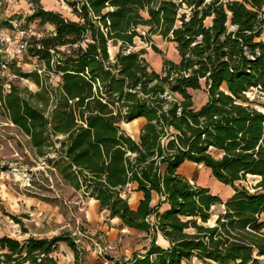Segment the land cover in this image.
I'll use <instances>...</instances> for the list:
<instances>
[{
	"label": "trees",
	"instance_id": "obj_1",
	"mask_svg": "<svg viewBox=\"0 0 264 264\" xmlns=\"http://www.w3.org/2000/svg\"><path fill=\"white\" fill-rule=\"evenodd\" d=\"M64 1L76 19L41 4L28 16L53 25L26 51L56 74L57 87L45 85L39 69L19 70L39 89L28 98L20 86L6 90L1 83L0 104L66 183L123 227L153 234L145 253L101 264H190L195 257L258 263L264 110L246 94L252 87L264 92V0ZM156 33L179 53L177 60L163 57L161 70L149 63L146 48L135 49L136 38ZM111 43L119 48L114 56ZM202 88L207 99L196 106L193 90ZM33 97L45 106L54 98L49 115ZM143 117L138 139L120 125ZM185 161L203 164L234 192L223 199L191 182L179 171ZM249 175L260 176L253 189L236 184ZM131 183L143 193L137 207L126 196ZM215 204L225 208L211 223ZM159 234L167 246L157 243ZM63 242L79 255L75 237L65 232L22 240L0 233V264H58L54 251Z\"/></svg>",
	"mask_w": 264,
	"mask_h": 264
},
{
	"label": "rangeland",
	"instance_id": "obj_2",
	"mask_svg": "<svg viewBox=\"0 0 264 264\" xmlns=\"http://www.w3.org/2000/svg\"><path fill=\"white\" fill-rule=\"evenodd\" d=\"M38 4L44 8L58 10L65 16L75 18L70 6L64 0H39ZM35 0H0V84L4 83L6 90L10 83H14L22 89L25 96L29 92L39 89V85L31 78L19 73L31 72L39 69L41 81L45 85L57 87L58 77L52 73H46L43 62L39 61L28 51H19L23 36L20 31L27 29L32 31V37L40 38L53 30L50 23L40 24L38 21L28 20V16L38 5ZM10 21V25L6 22ZM146 27L141 26L139 32L146 33ZM264 37V33H263ZM152 41V42H151ZM156 46L163 53L156 52ZM135 49L146 48L145 56L149 63L157 70L163 66V57L179 59V53L172 41L166 40L161 34H154L150 39L138 37L135 39ZM67 47H62L65 50ZM112 56L118 51V45L110 44ZM6 65V66H4ZM196 106L201 105L207 99V92L202 89L193 90ZM249 100L258 108L264 110V92L252 88L246 94ZM32 100L39 107H44L49 115L54 98L49 105L39 102V98ZM145 118L135 119L129 122H121V126L133 137L138 139ZM217 157L219 151L212 149ZM52 156H57L55 153ZM185 176L189 175L191 182L201 186L210 187L214 193H218L223 199L234 192L231 185L223 184L203 164L187 162L180 166ZM259 178L249 175L246 179L236 182L253 189ZM135 188L128 186L126 196L130 197ZM0 233L9 234L18 239L30 235L35 237H51L54 234L68 233L78 245L79 255L66 243H61L54 251L58 258V264H101L112 261H126L134 253H145L152 241L153 234L123 227L121 220L110 218L106 210H102L98 201L86 196L82 191L76 190L66 183L58 169L36 152L31 144L30 137L18 128L9 118L3 105L0 104ZM135 196L129 202L134 205ZM224 204H217L213 212H218ZM214 217L210 221L213 223ZM157 243L167 245L162 241L161 234L157 236ZM264 260V256H258ZM190 264H199L197 258ZM206 264H213L207 262Z\"/></svg>",
	"mask_w": 264,
	"mask_h": 264
},
{
	"label": "crops",
	"instance_id": "obj_3",
	"mask_svg": "<svg viewBox=\"0 0 264 264\" xmlns=\"http://www.w3.org/2000/svg\"><path fill=\"white\" fill-rule=\"evenodd\" d=\"M260 109V108H259ZM262 110V109H261ZM263 111V110H262ZM144 118V117H143ZM143 118H140V119H143ZM139 119V118H138ZM212 149H215V150H218V149H216V148H212ZM219 151V154H220V156L219 157H221L222 156V154H221V152H220V150H218ZM187 162H190V163H195V164H201V163H197V162H194V161H185L184 163H183V165L185 164V163H187ZM182 166V165H181ZM181 167H179V169H180ZM255 176H257L258 178H260V176L259 175H255ZM186 177H188V178H190L189 177V175H187L186 174ZM131 186H132V188H135V184L134 183H131L130 184ZM129 185V186H130ZM132 194H130V200H131V198H132V196H135V199H134V205L131 203V202H129L130 204H132V206L133 207H137L138 206V202H139V200L143 197V193L141 192V191H138L136 188H135V190L133 191V192H131ZM159 198H160V196H159V194L157 193V192H154L153 193V200H152V203H156L158 200H159ZM217 204H215V205H213V207H212V217L213 216H215L214 217V220L217 218V214L219 213V212H221V211H223L224 210V205H223V208H221L218 212H216V213H214L213 212V208L216 206ZM264 214V213H263ZM212 220V219H211ZM161 237H162V241H165V242H167L168 244H169V242H168V240L164 237V236H162L161 235ZM167 244V245H168ZM162 245V244H161ZM167 245H162V246H167ZM264 256V255H263ZM196 258V257H195ZM194 258V259H195ZM199 260V264H206L207 262H211V261H214V260H208V261H201L200 259H198Z\"/></svg>",
	"mask_w": 264,
	"mask_h": 264
},
{
	"label": "built area",
	"instance_id": "obj_4",
	"mask_svg": "<svg viewBox=\"0 0 264 264\" xmlns=\"http://www.w3.org/2000/svg\"><path fill=\"white\" fill-rule=\"evenodd\" d=\"M32 32V31H31ZM30 31H28L27 29H22L20 31L21 33V36H23V42L21 43V47L19 49V51H22V50H26L28 45H29V42L31 40V37L33 36L32 33ZM3 33V27H0V34ZM52 75L54 77H56V74L54 72H52ZM252 88H256V89H259V87H252ZM260 90V89H259ZM248 93V92H247ZM213 264H220V263H217L216 261H211ZM248 264H264V260H259L258 263L256 262H249Z\"/></svg>",
	"mask_w": 264,
	"mask_h": 264
}]
</instances>
